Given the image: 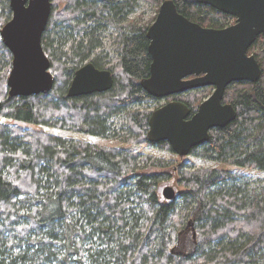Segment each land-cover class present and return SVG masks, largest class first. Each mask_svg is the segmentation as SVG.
<instances>
[{
    "label": "trees",
    "instance_id": "trees-1",
    "mask_svg": "<svg viewBox=\"0 0 264 264\" xmlns=\"http://www.w3.org/2000/svg\"><path fill=\"white\" fill-rule=\"evenodd\" d=\"M60 1L65 4L58 10ZM172 1L178 13L204 28H225L216 17H231L197 0ZM134 8L131 0H51L41 45L50 60L53 85L43 94L9 96L5 80L12 55L0 37V117L48 128L70 126L75 133L103 139L115 134L111 117L126 112L134 134L131 144L172 151L167 142L148 141L152 111L129 110L162 100L140 85L151 64L148 26L120 27L125 32L117 38L118 61L112 68L106 67L96 36L102 19L117 26ZM10 17L9 0H0V31ZM93 20L84 38L72 40L69 53L51 49L55 41L63 48L73 30L81 32ZM247 53L261 69L259 79L226 88L223 102L233 106L235 120L211 129L208 141L189 155L264 172V35ZM87 62L110 71L112 87L68 97L74 73ZM209 90L198 88L164 99L185 104L191 116ZM136 158L125 150L0 125V264H264V185L259 191L248 190L242 176L198 169L180 173L179 183L186 190L166 201L157 187L167 175L144 173ZM146 167L169 164L146 160L142 168ZM138 207L145 218L141 227L133 213ZM184 223L195 230L188 255L175 248Z\"/></svg>",
    "mask_w": 264,
    "mask_h": 264
},
{
    "label": "water",
    "instance_id": "water-1",
    "mask_svg": "<svg viewBox=\"0 0 264 264\" xmlns=\"http://www.w3.org/2000/svg\"><path fill=\"white\" fill-rule=\"evenodd\" d=\"M235 23L222 29L204 28L178 13L172 0H164L146 31L151 57L149 76L140 83L149 95L164 99L211 87L212 94L190 116L188 107L170 101L151 112L147 139L167 142L172 151L188 156L209 139V131L224 128L236 118L231 104L223 102L226 88L234 82L255 83L261 69L248 49L264 35V0H197ZM10 20L0 31L3 45L12 55L6 85L10 97H26L51 90L50 61L41 39L51 13V0H9ZM113 77L91 62L80 67L70 82L67 96L79 97L108 91ZM172 201V187L162 190Z\"/></svg>",
    "mask_w": 264,
    "mask_h": 264
},
{
    "label": "rangeland",
    "instance_id": "rangeland-1",
    "mask_svg": "<svg viewBox=\"0 0 264 264\" xmlns=\"http://www.w3.org/2000/svg\"><path fill=\"white\" fill-rule=\"evenodd\" d=\"M135 2V8L132 13L127 15L122 22V24H118L117 26L110 25L106 19H102L98 24L101 26V28L97 31L96 36L98 37V40L100 41V50L103 52V55H105L106 59V67L112 68L117 61H118V43L117 38L122 33L125 32V29L122 30L120 27L122 25L127 24H135L139 27L142 26H150L159 9L160 4L164 0H131ZM64 2L60 1L58 4V10H61L62 7H64ZM103 17H107V14L103 13ZM11 18V17H10ZM216 20L218 22V25L224 26L226 24L233 25L235 23V19L228 17V18H222V17H216ZM95 20L91 22H86L85 26L83 27V30L81 32L74 31L64 39L65 44L63 48L59 46L56 41L52 43L51 49L54 51H65L69 53V47L72 40H79L85 37L84 32L86 29V26H90L91 24H95ZM4 26V25H3ZM60 49V50H59ZM57 51V52H58ZM256 52H259V50H255ZM48 57V56H47ZM56 58V57H55ZM49 59V57H48ZM57 60V59H56ZM50 61V60H49ZM61 62L68 63L67 58H62ZM58 63V62H57ZM10 72V71H9ZM8 72V74H9ZM8 74L6 75V80L8 77ZM5 80V83H6ZM213 88H211V91L207 92L205 97H209L212 94ZM204 97L203 100L206 98ZM170 102L167 99H162L158 102H148L140 107H131L130 111H137V110H147L149 112L156 110L157 108L161 107L162 105ZM128 110V111H129ZM126 113V112H125ZM125 113L119 115V116H113L111 117V120L109 124L111 125V131H113L115 134L112 138H97L92 136H87L83 134L75 133L70 126H66L63 129H56V128H48V127H42V126H35V125H28V124H22V123H15L12 120L2 118L0 117V125L9 126L13 130L15 129H21L23 131H33L37 132L38 134H50L59 138H62L66 140L67 142H74V143H89L96 147H102V148H111V149H119V150H125L129 152L131 155L137 156L136 158V166L141 169L144 173H165L167 175V178H164L162 182L159 183L157 187V194L160 198L162 197V190L169 186L172 187L175 191V193L178 195L181 192H184L186 189L182 187V185L179 183V175L182 172H193L194 170L198 169H204V170H223V171H229L231 173H234L236 175L242 176L245 183L248 184V190L251 188H256L257 191H259V188H261L264 185V172H260L257 170H250V169H242L237 168L234 166H230L228 164H219L214 161H208L200 157L196 156H184L180 157L176 155L171 150H167L165 147H156V146H149L146 144H131V140L134 138L133 132L130 133L129 131V125L127 123V119L125 118ZM151 163L153 160H161L164 161V163H168L169 167L166 168H156V167H146L142 168L144 161ZM164 200V199H163ZM131 209H135V206H132ZM137 211V212H136ZM135 212H133L137 217L139 218L138 226L144 225V216L143 211L141 207H138ZM143 216V217H142ZM139 227V228H140ZM183 229L181 230L179 234V243L175 247L176 253L182 254V255H188L192 252V249L194 247L192 240H191V234L194 233L193 226H188V223L183 224ZM138 228V229H139ZM194 238V237H193Z\"/></svg>",
    "mask_w": 264,
    "mask_h": 264
},
{
    "label": "built area",
    "instance_id": "built-area-1",
    "mask_svg": "<svg viewBox=\"0 0 264 264\" xmlns=\"http://www.w3.org/2000/svg\"><path fill=\"white\" fill-rule=\"evenodd\" d=\"M228 26H231V24H226L224 27L226 28V27H228Z\"/></svg>",
    "mask_w": 264,
    "mask_h": 264
}]
</instances>
